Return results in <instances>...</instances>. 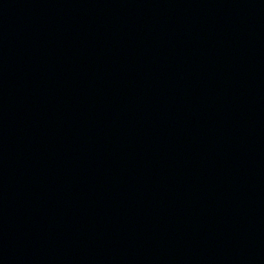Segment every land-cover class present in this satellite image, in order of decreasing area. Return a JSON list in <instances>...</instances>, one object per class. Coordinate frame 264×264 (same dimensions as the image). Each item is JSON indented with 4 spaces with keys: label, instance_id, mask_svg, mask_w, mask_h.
<instances>
[{
    "label": "water",
    "instance_id": "95a60500",
    "mask_svg": "<svg viewBox=\"0 0 264 264\" xmlns=\"http://www.w3.org/2000/svg\"><path fill=\"white\" fill-rule=\"evenodd\" d=\"M0 264H264V0H0Z\"/></svg>",
    "mask_w": 264,
    "mask_h": 264
}]
</instances>
